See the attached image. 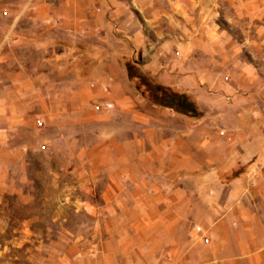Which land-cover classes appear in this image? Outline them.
<instances>
[{"label": "rangeland", "instance_id": "rangeland-1", "mask_svg": "<svg viewBox=\"0 0 264 264\" xmlns=\"http://www.w3.org/2000/svg\"><path fill=\"white\" fill-rule=\"evenodd\" d=\"M104 1L107 20L95 47L117 54L126 82L101 87L84 119L59 122L53 103L4 104L0 88V264H68L107 235H120L106 229L101 194L106 177L130 168H109L100 145L116 128L130 141L137 107L155 117L176 111L147 97V81L159 85L158 96L166 90L192 99L199 115L186 114L187 125L171 122L202 128L207 139L223 135L227 145L237 128L264 129V0ZM5 31L0 23V35ZM187 255L185 264H195ZM221 264H264V247Z\"/></svg>", "mask_w": 264, "mask_h": 264}, {"label": "crops", "instance_id": "crops-1", "mask_svg": "<svg viewBox=\"0 0 264 264\" xmlns=\"http://www.w3.org/2000/svg\"><path fill=\"white\" fill-rule=\"evenodd\" d=\"M105 4L0 0L2 102L53 103L59 122L84 119L101 87L124 84L120 58L94 43L107 20ZM172 120L187 125L189 116L155 117L137 107L130 141L116 128L101 143L109 168H130L106 177L101 194L106 229L120 235H107L68 264H185L188 250L195 264L235 263L264 247V129L237 128L224 145L223 135L210 140L202 128Z\"/></svg>", "mask_w": 264, "mask_h": 264}, {"label": "trees", "instance_id": "trees-1", "mask_svg": "<svg viewBox=\"0 0 264 264\" xmlns=\"http://www.w3.org/2000/svg\"><path fill=\"white\" fill-rule=\"evenodd\" d=\"M129 71V68H128ZM129 78H132V73L129 71ZM147 86H149L147 89L153 93L151 95H147V97L154 103L168 106L173 108L174 110L185 113L191 116L197 117L199 115V110L195 104V102L190 99L185 93L183 92H171L167 93L166 90L159 96L156 95L158 89L160 88L158 84L151 83L150 81L146 82ZM135 88L139 89V85L135 84ZM154 89V91L152 90ZM141 93L144 95V93L141 91ZM155 94V95H152Z\"/></svg>", "mask_w": 264, "mask_h": 264}, {"label": "built area", "instance_id": "built-area-1", "mask_svg": "<svg viewBox=\"0 0 264 264\" xmlns=\"http://www.w3.org/2000/svg\"><path fill=\"white\" fill-rule=\"evenodd\" d=\"M199 228V227H198ZM205 240H207V237H204Z\"/></svg>", "mask_w": 264, "mask_h": 264}]
</instances>
